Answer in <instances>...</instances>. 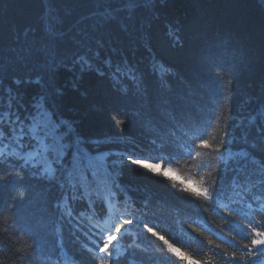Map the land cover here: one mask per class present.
<instances>
[{"label":"trees","instance_id":"trees-1","mask_svg":"<svg viewBox=\"0 0 264 264\" xmlns=\"http://www.w3.org/2000/svg\"><path fill=\"white\" fill-rule=\"evenodd\" d=\"M51 116L67 163L108 153L106 186L24 161ZM0 146V264H99L127 220L112 264H188L160 236L216 264L204 237L238 250L225 209L264 198V0H0Z\"/></svg>","mask_w":264,"mask_h":264},{"label":"rangeland","instance_id":"rangeland-1","mask_svg":"<svg viewBox=\"0 0 264 264\" xmlns=\"http://www.w3.org/2000/svg\"><path fill=\"white\" fill-rule=\"evenodd\" d=\"M50 120L47 118L43 121L34 122L29 126L30 133L36 143L33 148H28L22 152L24 161L40 166L43 174L48 177L57 174L56 170H60L64 166L69 183L84 186L92 185L91 182H93L97 187L106 186L110 181V174L102 166H107L110 163L107 159L108 153H97L94 158L89 153L78 152L73 158L72 164L67 163L65 156L67 142L57 136L58 132L55 131V128L59 126L57 121L52 116ZM47 138L49 139L47 140ZM3 151L8 152V149L0 146V153ZM139 164L150 168L154 172H161L170 179L178 180L172 172L167 169L163 170L156 163L140 161ZM186 185L190 186V183H186Z\"/></svg>","mask_w":264,"mask_h":264},{"label":"snow or ice","instance_id":"snow-or-ice-1","mask_svg":"<svg viewBox=\"0 0 264 264\" xmlns=\"http://www.w3.org/2000/svg\"><path fill=\"white\" fill-rule=\"evenodd\" d=\"M202 187L200 189H193L191 187L185 186L182 188V191H185L188 195L203 201H209L211 199V192L209 188L203 186V182L201 181ZM115 195V193H113ZM255 201L258 203L259 207L254 208L252 203L247 205L249 210L250 218L247 220V225L243 224V219L240 221L242 226L246 229V239L243 241H237L239 245L238 250H231V253L225 252L224 249L226 246L217 247L215 243L209 242V245L214 246L218 249V258L216 259V264H235L236 261H241V264H252L264 251V230H261L260 227L256 226L255 221L253 219V213L257 211L264 212V198L255 197ZM107 211L109 213L115 208V204L109 202L107 205ZM225 214L230 218H235L237 215L232 211L225 209ZM132 223L131 220H127L124 225L117 230H115V234L109 232L107 239H110L112 242L108 245L107 248L104 247L103 241L96 249L95 259L98 260L99 264H112L114 259H120L124 255H126V249L121 250L117 253V248L120 246L118 237L125 230L124 226L130 225ZM226 224L227 221H224ZM147 231L153 236H157V232L154 231L151 227L147 229ZM234 238V237H233ZM159 239L163 240V243L166 245L167 252L169 254H175L181 260L187 261L188 264H201L200 260L195 259L192 255L182 251L179 247H174L172 243H169L167 239L163 236H160ZM235 239V238H234ZM91 251V249H90ZM222 253V255H220ZM205 264H208L206 261Z\"/></svg>","mask_w":264,"mask_h":264},{"label":"clouds","instance_id":"clouds-1","mask_svg":"<svg viewBox=\"0 0 264 264\" xmlns=\"http://www.w3.org/2000/svg\"><path fill=\"white\" fill-rule=\"evenodd\" d=\"M190 184H191V182H189ZM219 226V225H218ZM201 235H204L203 233H201ZM205 238V240L207 241V243H209V242H212V243H215L216 244V246L219 248V247H221V246H223L221 243H217L215 240H214V238L212 237V236H205L204 237ZM109 243H111V241H109ZM224 251L225 252H228L229 254L231 253V250H229L228 248H225L224 249Z\"/></svg>","mask_w":264,"mask_h":264}]
</instances>
